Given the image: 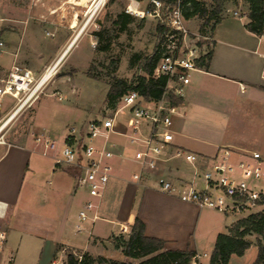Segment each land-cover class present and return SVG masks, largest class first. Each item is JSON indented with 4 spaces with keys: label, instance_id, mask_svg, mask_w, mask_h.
<instances>
[{
    "label": "crops",
    "instance_id": "1",
    "mask_svg": "<svg viewBox=\"0 0 264 264\" xmlns=\"http://www.w3.org/2000/svg\"><path fill=\"white\" fill-rule=\"evenodd\" d=\"M240 3L239 6L245 7L242 15L245 19H241L235 8L226 9L209 35L212 45L208 49L211 51L208 69L189 74V84L177 106L178 114L172 118V142L158 159L154 172L144 173L138 182L132 180V174L139 168L130 159L138 146L123 136L129 130L125 116L120 115L115 133L109 135V145L126 161L117 157L111 161L113 172L100 202V220L78 233L77 215L85 200V195L76 188L81 171L78 167L55 163L63 144L73 143L69 131H62L53 140L56 144L53 151L44 150L35 138H14L11 143L0 146V228L8 235L23 234L43 244L40 250L50 264L56 260L62 262L66 251L130 262L115 249L114 239L126 238L137 218L144 226V236L163 241L164 251L194 253L198 257L196 263L208 264L217 236L227 233L235 222L253 213L242 214L244 217L229 222L227 217L242 215L199 209L159 192L155 179L163 177L176 187L193 182L201 188L199 176L210 169L220 148L230 149L234 161L243 160L250 153H258L264 160V41L245 30L248 9ZM76 22L73 16L70 31ZM69 30L58 28L56 33L60 39L46 52L41 50L40 29L22 31L12 53L15 62L12 66L18 63L32 73L41 72L69 46L63 61L81 36L74 40L76 34L71 36ZM22 50L26 58L21 57ZM208 50L201 49V55ZM11 108L1 113L2 116ZM32 132L38 135L36 130ZM141 134H148L145 124ZM176 151L194 154L198 162L193 166L182 157L175 158ZM44 181L46 190L42 188ZM91 237L96 241L110 238L113 246H97ZM246 239L251 243L250 248L256 247V236ZM5 250L9 255L13 252L7 240L4 253ZM244 255L231 256L229 264H240ZM3 256L1 264H11V259Z\"/></svg>",
    "mask_w": 264,
    "mask_h": 264
},
{
    "label": "built area",
    "instance_id": "2",
    "mask_svg": "<svg viewBox=\"0 0 264 264\" xmlns=\"http://www.w3.org/2000/svg\"><path fill=\"white\" fill-rule=\"evenodd\" d=\"M124 1L128 3L124 9L125 14L139 19L157 20L161 42L156 46V53L160 58L153 77L164 76L167 83L162 98L150 106L144 105L146 103L138 93L129 92L117 99L118 106L115 110L107 111L104 117L87 122L83 130L74 127L69 129V138L73 143L63 144L60 158L55 163L78 167L81 171L76 188L85 195V200L77 215L75 230L78 233L84 232L90 223L100 220V202L113 172L111 161L115 157L122 162L126 161L125 157L114 152L113 145H109V135L115 133L118 117L125 116V126L129 130V134L123 136L131 144L138 146L130 159L139 168L131 176L134 182H138L144 173L154 172L158 159L172 142V118L178 114V107L172 105L169 99L183 97L184 88L189 84V74L200 70L195 65V61L204 56L200 50H208L212 45L210 37L200 36L202 41L208 42V48L205 44L187 47L188 33L184 27V12L188 5H184L185 0ZM108 2L109 0H86L81 15L82 26L77 34L81 35ZM260 40L264 41V36ZM262 75L264 77V70ZM38 84L39 80H35L30 70L18 66H12L7 77L1 80L0 107L5 97L11 98L15 104L8 114L0 117V146L6 145L4 136L12 122L11 116L16 111L18 114L37 93L40 89H37ZM143 124L148 128L146 136L141 134ZM97 140L99 141L96 142ZM35 142L46 151L56 148L55 142L42 134L36 136ZM174 157H182L193 166L198 162L197 156L182 151H176ZM211 163L210 169L199 176L201 188L193 182L176 187L163 177L155 179V187L159 192L175 196L199 209L224 215H242L264 209V160L258 153H250L247 158L234 161L230 149L220 148ZM5 243V232L0 229V264ZM77 258L79 261L80 256ZM197 259L194 256L191 264H196ZM52 264L63 263L59 261Z\"/></svg>",
    "mask_w": 264,
    "mask_h": 264
},
{
    "label": "rangeland",
    "instance_id": "3",
    "mask_svg": "<svg viewBox=\"0 0 264 264\" xmlns=\"http://www.w3.org/2000/svg\"><path fill=\"white\" fill-rule=\"evenodd\" d=\"M67 1L0 0V44L2 45L0 46V82L7 77L14 62L12 53L22 31L25 33L33 28L40 29L39 42L43 47L42 52H46L59 41V35L56 33L58 28L69 30L74 15L77 18L75 28L68 32L71 36L77 34L82 26L83 6L80 8L72 4H64ZM127 4L124 0H112L94 17L81 33L75 48L56 68L52 78L21 108L9 124L4 136L6 144L11 143L14 138H36L37 135L33 134V130L49 140L56 141V137L62 131H69L73 127L81 129L87 122L102 118L107 111L117 108L118 98L107 99L109 89L118 82L130 86L139 77L144 76L143 64L153 56L157 44L161 42L157 20L152 18L139 19L130 16L131 20L126 30L119 32L113 21L117 14L124 12ZM205 4L207 12H211V2L206 0ZM240 4L238 0L223 2L219 8V15L221 16L226 9L235 8L241 19H245V16H242L245 7L239 6ZM202 23L203 20L197 18L184 21L188 33L186 38L188 48L207 45L208 42L199 38ZM45 33L48 35L46 36ZM205 36L209 37V34ZM105 45H109L106 52L97 51L99 46ZM208 47L207 45L206 48ZM21 54L22 58H26L25 51L22 50ZM16 65L21 67L18 63ZM47 67L41 72H33L35 80H39ZM21 68L29 69L26 66ZM14 104L11 98L5 97L0 107V117H2L1 113L9 110ZM42 188L44 190L47 188L45 181ZM262 211L264 209L254 212ZM241 217L244 216H229L226 219L231 222ZM1 230L5 232L6 240L13 249L11 255L5 250L3 256L10 258L11 264H50L49 258L40 250L43 249V244L23 234L8 235L3 228ZM92 243L108 248L113 246L110 238L104 241L93 239ZM67 253L70 252L66 251L65 256ZM78 255L80 252H76V256ZM255 257L256 247L253 246L246 251L239 262L252 264ZM61 261L65 264V257ZM130 262L138 263L131 260Z\"/></svg>",
    "mask_w": 264,
    "mask_h": 264
},
{
    "label": "trees",
    "instance_id": "4",
    "mask_svg": "<svg viewBox=\"0 0 264 264\" xmlns=\"http://www.w3.org/2000/svg\"><path fill=\"white\" fill-rule=\"evenodd\" d=\"M112 0H109L111 2ZM206 0H185L184 21L193 18L203 20L200 36L211 35L214 28L221 20L219 8L223 2H235L237 0H209L212 10L207 12ZM247 5L248 23L245 30L258 38L264 36V0H238ZM131 17L124 12L116 15L113 25L124 32L130 22ZM212 21V24L210 22ZM208 29V32H206ZM159 34L160 28H158ZM109 45L99 46L97 51L106 52ZM159 55L153 54L143 64L144 76L139 77L136 82L126 86L124 82H118L112 86L107 99L113 100L129 93L136 92L145 103L153 104L158 102L164 93L167 78L164 76L153 77V71L159 60ZM211 59V51L195 61V65L200 69H208ZM172 105L178 106L180 99H169ZM256 236L255 246L257 255L253 264H264V211L250 214L235 222L225 234H219L216 238L213 251L209 256L208 264H229L231 256L242 257L250 248L251 243L246 239ZM114 247L120 250L125 258L131 261H138L137 264H191L195 254L180 251H164V242L161 240L147 238L144 236V226L137 218L127 238L118 236L115 239ZM80 260L75 254L67 253L65 264H131V262H116L104 257H93L87 253L80 254ZM198 264V263H196Z\"/></svg>",
    "mask_w": 264,
    "mask_h": 264
},
{
    "label": "bare ground",
    "instance_id": "5",
    "mask_svg": "<svg viewBox=\"0 0 264 264\" xmlns=\"http://www.w3.org/2000/svg\"><path fill=\"white\" fill-rule=\"evenodd\" d=\"M68 4H72L75 6H79L80 8L82 6L85 5L86 0H68L67 1ZM79 31V30H78ZM80 35L76 34L74 40L78 39ZM73 42V41H72ZM69 48V46L66 48V50ZM66 50L63 51V53L61 54V56L57 59V61H55L54 63H52V65L47 69V71L45 73H43L39 79V84L37 86V89L41 88L45 83H47L52 76L55 74L56 68L59 66L60 62L62 61V59L65 57V52ZM20 109V108H19ZM18 109V110H19ZM17 112V111H16ZM16 112L13 113V115L11 116L10 121H12L15 117H16Z\"/></svg>",
    "mask_w": 264,
    "mask_h": 264
}]
</instances>
